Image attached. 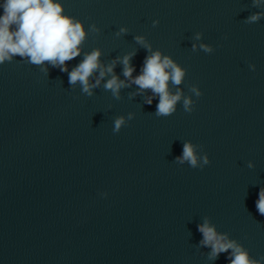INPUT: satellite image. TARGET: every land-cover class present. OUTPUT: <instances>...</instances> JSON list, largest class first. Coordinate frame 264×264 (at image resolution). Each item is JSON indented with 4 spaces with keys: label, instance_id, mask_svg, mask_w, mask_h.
I'll use <instances>...</instances> for the list:
<instances>
[{
    "label": "clouds",
    "instance_id": "obj_1",
    "mask_svg": "<svg viewBox=\"0 0 264 264\" xmlns=\"http://www.w3.org/2000/svg\"><path fill=\"white\" fill-rule=\"evenodd\" d=\"M252 3L254 7H260L264 0H252ZM0 8L3 9V14L0 15V64L11 61L15 56L26 58L29 63L38 66L47 62L52 67H59L62 72H67L69 84L76 85L79 82L82 91L89 96L92 95V89L98 87L106 75H110L111 78L107 79L104 88L110 90L115 98L119 99L121 88L135 84L140 93L151 90L153 95L146 99L147 104L152 103L153 97H159L156 106L157 116L168 117L176 111L177 102L181 100L183 93L178 88L173 93L169 88V81L179 86L184 79L185 69L178 66L169 56L162 55L159 50L153 52L151 45L143 36H136L135 40L151 54L145 57L140 74L135 77L133 72L136 69L130 63L134 52L117 58L123 65L125 77V80H120L114 73L117 61L107 66L103 65L99 49L85 53L81 62L69 72L66 62L81 55L87 33L81 20L65 14L60 0H3ZM262 17L264 12H256L247 17L245 23H256ZM158 24V20L153 21V27ZM88 31L98 32L99 29L93 24L89 26ZM127 31V28L121 27L117 35ZM200 37L201 34L197 33L195 38L199 40ZM196 48L197 45L193 44L194 51ZM199 48L206 53L213 51L207 44H200ZM251 67L254 70L255 66ZM97 72L95 83H90V77ZM190 91L197 97L202 95L195 86L191 87ZM193 103L189 97L183 99L185 112L193 111ZM131 118L132 114H129L128 119ZM124 124V117L116 118L113 132L118 133ZM197 147L185 142L182 155L176 157V162L179 164L187 162L192 168H203L209 164L208 156L205 154L200 157L196 151ZM249 167L252 165L249 164ZM255 205L258 213L264 216V188L260 189ZM197 230L203 237L200 246L211 249L209 259H216L221 253H229V264H261V260H264V257L261 259L250 257L243 245L229 239L227 233L218 232L207 217L203 223L197 225Z\"/></svg>",
    "mask_w": 264,
    "mask_h": 264
}]
</instances>
